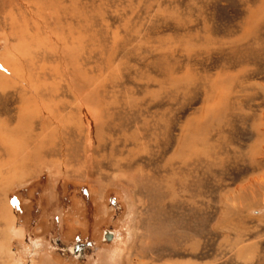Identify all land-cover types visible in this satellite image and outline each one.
I'll return each instance as SVG.
<instances>
[{
	"label": "rangeland",
	"instance_id": "rangeland-1",
	"mask_svg": "<svg viewBox=\"0 0 264 264\" xmlns=\"http://www.w3.org/2000/svg\"><path fill=\"white\" fill-rule=\"evenodd\" d=\"M0 264H264V0H0Z\"/></svg>",
	"mask_w": 264,
	"mask_h": 264
},
{
	"label": "flooded vegetation",
	"instance_id": "flooded-vegetation-1",
	"mask_svg": "<svg viewBox=\"0 0 264 264\" xmlns=\"http://www.w3.org/2000/svg\"><path fill=\"white\" fill-rule=\"evenodd\" d=\"M12 203H14V205L15 206H20V202L18 201V199L17 198H12ZM36 217V216H35ZM54 243H58V244H63V243H61V242H54ZM87 243V242H86ZM86 243H82V242H76L75 244H73L72 245V247H71V251L70 252H72L73 254H78V253H80V252H82V251H85V250H83V248H85V246L87 245ZM64 245V244H63ZM62 245V246H63ZM63 247H65V245L63 246ZM75 247H76V249L77 250H75Z\"/></svg>",
	"mask_w": 264,
	"mask_h": 264
},
{
	"label": "crops",
	"instance_id": "crops-1",
	"mask_svg": "<svg viewBox=\"0 0 264 264\" xmlns=\"http://www.w3.org/2000/svg\"><path fill=\"white\" fill-rule=\"evenodd\" d=\"M252 253H253V252H250V253H249V251L246 252L245 250L242 252V250H240L238 255H239L241 258H247L248 254L251 255ZM245 256H246V257H245ZM248 258H250V257H248Z\"/></svg>",
	"mask_w": 264,
	"mask_h": 264
},
{
	"label": "bare ground",
	"instance_id": "bare-ground-1",
	"mask_svg": "<svg viewBox=\"0 0 264 264\" xmlns=\"http://www.w3.org/2000/svg\"><path fill=\"white\" fill-rule=\"evenodd\" d=\"M5 137L6 138H4V139L6 140V142H8L9 140H7V139H9V137L7 135ZM106 233H107L106 238L108 239L109 238V235H110V232H106Z\"/></svg>",
	"mask_w": 264,
	"mask_h": 264
},
{
	"label": "water",
	"instance_id": "water-1",
	"mask_svg": "<svg viewBox=\"0 0 264 264\" xmlns=\"http://www.w3.org/2000/svg\"><path fill=\"white\" fill-rule=\"evenodd\" d=\"M75 250H77L76 247H75Z\"/></svg>",
	"mask_w": 264,
	"mask_h": 264
}]
</instances>
